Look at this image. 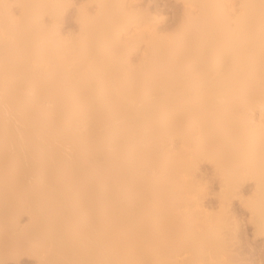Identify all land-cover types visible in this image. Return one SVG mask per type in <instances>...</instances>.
Returning <instances> with one entry per match:
<instances>
[{
	"label": "bare ground",
	"instance_id": "bare-ground-1",
	"mask_svg": "<svg viewBox=\"0 0 264 264\" xmlns=\"http://www.w3.org/2000/svg\"><path fill=\"white\" fill-rule=\"evenodd\" d=\"M20 1L19 18L0 7V194L14 205L0 210V254L227 264L228 219L177 212L199 192L203 157L221 172L224 202L254 179L249 207L264 232V127L251 113L264 111V0H240L237 13L223 0H186L198 13L189 9L176 34L148 38L121 34L138 21L125 0H95L71 39L40 22L62 0ZM144 39L134 64L127 55ZM23 212L30 223L15 234ZM182 251L190 255L177 259Z\"/></svg>",
	"mask_w": 264,
	"mask_h": 264
},
{
	"label": "rangeland",
	"instance_id": "rangeland-1",
	"mask_svg": "<svg viewBox=\"0 0 264 264\" xmlns=\"http://www.w3.org/2000/svg\"><path fill=\"white\" fill-rule=\"evenodd\" d=\"M125 1L130 14L134 15L138 21L127 22V30L121 29L122 35L131 32L132 35H145L148 38L151 33L156 32L170 36L178 32L179 26L189 9L196 13L199 10L198 5H191L186 0ZM3 3L7 4L9 14L12 17L19 18L22 15L20 0H0V7ZM62 3L63 6L58 14L45 11L40 17V22L47 32L53 31L64 39L77 37L80 33L82 12L93 15L97 12L98 4L95 0H62ZM222 6L223 9L228 7L233 13H237L235 9L240 7V0H223ZM1 37L8 39L7 33H3ZM145 40H141L139 45L127 55L132 63L138 64L140 62ZM30 62L35 64L33 58L30 59ZM39 64L42 66L45 65V62ZM70 67L72 68V65ZM251 113L255 118L261 119L260 125L264 127V111L255 108ZM179 140L177 136L174 138L172 143L174 148L181 146ZM192 178L199 192L192 193L193 202L178 201L177 212L179 215L191 216L190 213L194 212L203 218H205L204 215H207L206 217L222 216L228 219L229 225L223 229L225 249L219 259L227 264H264V232L258 230L254 214L249 207V202L255 198L254 179H244L242 184L235 188V192L229 197L230 199L224 202L222 199L223 177L214 161L205 157L200 158ZM13 206V203L4 201L0 194V210ZM16 222L15 234H19L29 225V214L27 212L21 213ZM183 222L184 220L178 221L177 225L183 227ZM5 227L6 222H0V231ZM31 246L29 244L28 248L30 249ZM11 252L8 250L4 254H0V264H39L36 255H29L24 251L18 258L13 259L10 257ZM189 255V252L182 251L177 259L182 260ZM60 264H67V261L65 260Z\"/></svg>",
	"mask_w": 264,
	"mask_h": 264
}]
</instances>
